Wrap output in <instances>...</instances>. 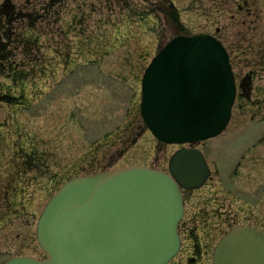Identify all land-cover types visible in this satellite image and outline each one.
<instances>
[{"label": "rangeland", "instance_id": "1", "mask_svg": "<svg viewBox=\"0 0 264 264\" xmlns=\"http://www.w3.org/2000/svg\"><path fill=\"white\" fill-rule=\"evenodd\" d=\"M4 1L0 0V263L15 254L43 256L35 223L57 178L104 163L167 169L176 145L157 140L147 129L137 133L140 77L157 49L182 29L216 34L214 26L227 18L231 34L226 41L237 43L233 67L240 92L229 127H242L247 138L232 139L226 146L228 136L213 137L208 154L219 149L226 169L230 154L252 143L255 134L261 140L264 120L252 116L264 111V0H8L9 7ZM17 10L28 14L17 20ZM233 16L239 22L230 20ZM129 126L133 128L127 131ZM261 143L260 151L264 139ZM261 181L264 162L247 178L234 180L236 188L257 198L264 217V197L258 199L261 192L255 196ZM218 238L207 252L200 238L193 239L190 247L201 246L197 253L202 260L175 258L167 264H211Z\"/></svg>", "mask_w": 264, "mask_h": 264}, {"label": "water", "instance_id": "2", "mask_svg": "<svg viewBox=\"0 0 264 264\" xmlns=\"http://www.w3.org/2000/svg\"><path fill=\"white\" fill-rule=\"evenodd\" d=\"M141 87L147 125L168 142L220 131L235 94L227 53L206 33L167 41L146 67ZM168 164L170 173L126 165L69 179L49 197L36 222L46 257L19 255L3 264H163L179 246L158 237L161 219L176 225L182 214L177 182L200 185L207 173L196 149H177ZM127 209L132 215L123 218ZM166 243L170 248L163 250ZM213 256V264H264V233L237 225L219 240Z\"/></svg>", "mask_w": 264, "mask_h": 264}, {"label": "flooded vegetation", "instance_id": "3", "mask_svg": "<svg viewBox=\"0 0 264 264\" xmlns=\"http://www.w3.org/2000/svg\"><path fill=\"white\" fill-rule=\"evenodd\" d=\"M219 8L220 11L223 10V6H220ZM19 13L23 15L28 14V12L24 13L21 10H19ZM19 17L20 15L17 16V20ZM231 19L239 22L238 17L236 16L230 17V20ZM251 19L254 22V19ZM227 21V18L222 19V21L218 25H215L214 28L217 30L216 33L218 36L226 44L230 58L235 64L233 46L237 43L230 44L226 41L225 37L228 36V33L231 34L227 28ZM242 24L243 23L241 22V25ZM260 113L261 114H258L259 116L254 114L252 118L257 117L261 121L264 120V111ZM241 128L242 127L235 129L234 127H231V131L228 134H225V136H228L226 138L228 139L226 146L233 143L231 140L234 138L235 140H237L238 137H243V139L247 138V134H245L246 131L243 130V132H240ZM233 129L235 130L233 131ZM262 139H264V133L261 137V140ZM261 140L260 135L255 134L252 143L241 147L240 149H238V146V151L233 157H231V154L227 157L228 150L225 151L227 157L226 169H224L221 164L222 157L219 153V149L213 151L211 155L214 154L217 156L219 163L218 174L214 171L213 165L210 161L211 155L208 154L207 148L211 145L209 140L200 141L196 145L204 152L206 160L210 164L211 173L202 186L182 190L184 197V214L178 225L179 234L181 236V247L176 256L180 261L194 262L196 260H202V258L199 257L200 253H197L201 251V246H204L205 252L209 251V245L213 244L212 241L217 235L220 237L236 223L256 225L264 230V217H260L258 211L260 208L256 207L257 198L253 199L252 197L247 196L240 188H236L234 182V180L240 176H245V178H247L252 168L255 169V166L257 167L260 163L262 164L264 162V150L260 151L259 149V146L262 145ZM225 178H227L226 181ZM258 192L261 193L257 196ZM255 196H257L258 199H261L262 196L264 197L263 181L259 182V189ZM186 205L188 206V212L185 211ZM254 209L256 211H254ZM250 215L257 219L252 221ZM258 219L260 222H257ZM197 237L201 240V246H196L198 249L194 250L190 246L193 245V239H196ZM183 246H185L184 251L182 250Z\"/></svg>", "mask_w": 264, "mask_h": 264}, {"label": "bare ground", "instance_id": "4", "mask_svg": "<svg viewBox=\"0 0 264 264\" xmlns=\"http://www.w3.org/2000/svg\"><path fill=\"white\" fill-rule=\"evenodd\" d=\"M230 68H231V64H230ZM232 74H233V72H232ZM229 118H230V116H228L227 117V119L225 120V122H227L228 120H229ZM200 161V160H199ZM129 210H132V209H127L124 213L125 214H123V218L124 217H128L129 216V218H130V215H132V213L129 211ZM130 212V213H129ZM133 217V216H132ZM175 217L173 216V218H171V220L172 219H174ZM159 230L161 231V235L160 236H158L159 238H164V240L166 241V242H177V243H180V238L178 239V237H179V226H178V224H176L175 225V223H174V221L172 220V223H171V221H170V219H168V218H163V219H161V222H160V226H159ZM172 231L175 233V234H177L178 235V237H177V239H176V235H173L172 234ZM166 234V236L164 237V235ZM163 240V239H162ZM163 240V241H164ZM160 245H161V243H160ZM165 247V246H164ZM168 248H170V246L166 243V247L165 248H163V250H167ZM171 257V256H170ZM163 258H168V254L166 253L164 256H163ZM162 261H164V260H162Z\"/></svg>", "mask_w": 264, "mask_h": 264}, {"label": "trees", "instance_id": "5", "mask_svg": "<svg viewBox=\"0 0 264 264\" xmlns=\"http://www.w3.org/2000/svg\"><path fill=\"white\" fill-rule=\"evenodd\" d=\"M3 52L0 53V56H2ZM4 54H6V51L4 52Z\"/></svg>", "mask_w": 264, "mask_h": 264}]
</instances>
